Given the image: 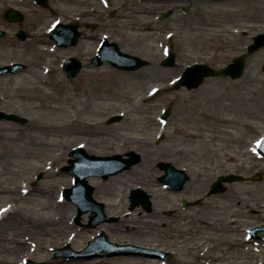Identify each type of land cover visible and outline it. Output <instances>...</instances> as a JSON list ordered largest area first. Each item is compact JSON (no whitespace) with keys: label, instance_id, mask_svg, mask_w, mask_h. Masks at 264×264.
<instances>
[{"label":"bare ground","instance_id":"bare-ground-1","mask_svg":"<svg viewBox=\"0 0 264 264\" xmlns=\"http://www.w3.org/2000/svg\"><path fill=\"white\" fill-rule=\"evenodd\" d=\"M67 1L74 2L76 0ZM164 1L168 2L169 0ZM5 2L7 5L8 0ZM9 2L11 6L20 8L19 1L9 0ZM140 2L145 7L144 10L137 9V2L132 0L128 10L120 16L123 20L119 22L118 29L126 39L152 38L157 30L154 24L159 21V0H141ZM203 2L207 5H218L216 7L228 13L237 11V9H225L222 0ZM2 7L0 5V10ZM112 8L115 6L112 5ZM249 19L252 22L248 25L250 29L258 28L259 23L263 21L260 16ZM58 21L64 22V19ZM53 22L55 21L51 23ZM207 24L218 26V28L212 29L209 37L198 35L193 40L196 44H202L200 50L204 51L201 52L203 58L225 60L228 55L222 51L226 45L232 47L236 39L233 37L226 39L224 34L226 31L222 25L210 22ZM5 27L6 24L0 20V28L6 29ZM7 29L5 38L10 46H8L10 55L4 56V59L11 61L10 63H23L29 67L37 65L39 58L46 61V58L52 57V60H48L44 66L46 72L51 73L56 62L55 54L60 52V49L53 46L46 38L50 29L47 30L46 26L40 27L38 31L30 35V42L15 39L11 33L15 28L8 26ZM237 32H240V29ZM174 34L171 32L167 36L172 38ZM100 38H108V36L101 35ZM213 40L215 41L212 42ZM117 41L124 48L123 38H119ZM1 46L0 48H4ZM74 50L77 49H68L66 53H71ZM168 51L169 48L165 47L164 52ZM263 51L264 47L250 56L245 74L241 77V85L247 80L258 79L260 74L257 70L258 55ZM184 53L187 54V51ZM85 67L82 74L84 78L71 81V84L63 79L52 83L46 76L41 75L39 77L43 86L34 85L35 90L39 93L25 94L28 99L37 102L33 105L34 109L57 113L60 115L58 119L45 122L41 118L34 117L31 120L32 130L0 123V200L3 202L0 204V264H25L21 261L29 258L43 260L44 264H194L196 262H201L200 264H247L249 260L254 259L256 254L249 251V244L252 243V240L245 238L242 233L252 227L253 222L250 218H253V213H264V189L258 196L257 185L249 182L225 183L228 188L224 193L209 194L204 197L201 207L205 211L202 213L201 209H198L189 218L185 216L175 219V216H166L163 212L175 208L176 205H165L164 201L172 202L177 199L185 201L194 198L187 191V185H190L191 182L201 181L205 189H208L217 176L238 173L241 170L257 166L258 161L262 159L257 153V142L263 130L259 122H253L261 119V116L256 112V91L250 98L245 95L241 97L235 95L234 98L241 103L238 107H246L247 104L250 106L246 113L248 120L242 121L236 118L232 114L234 112L232 104L221 103L217 111L201 113L200 119L205 122L204 126L198 129L195 127L189 129L177 127L175 129L176 132H183L184 136L189 139L200 141V144L196 145L198 147L196 156L200 160H206L209 154L214 157L210 164L204 162L196 166L193 164L184 166L188 168L192 176L183 190H168L163 183H159L155 179L162 172L154 167L155 163L160 161L158 157L143 160L142 164L112 175L107 181H100L96 177L91 178L90 182L95 186V195L98 199H104L106 203V212L120 215L121 219L114 224L101 223L94 229H89L87 226H80L72 221V206L61 194L64 184L59 183L58 190L53 187L62 179L55 167L63 158L64 152L59 149L68 143L81 141V144L89 152H92L91 148H95L98 151L95 153H99L103 151L100 144H108L113 147L117 145L116 140L120 138L127 142V134H118L116 132L117 125L107 126L102 119L107 114L108 106L112 102L108 101L99 109H95L91 105L92 102H95V91L103 88L104 84L101 81L105 80L104 82H106V77L110 78V82L105 83L111 85L108 86L110 91L129 98V93L121 87V80L141 72L113 69L107 64L93 69H90L87 64ZM144 68L149 75L160 71L157 63H152L151 67ZM183 68V64L178 63L173 78H169L171 82L144 86L143 95L137 100H133L134 104H128L131 102L127 100L113 104L112 109L121 110L127 114L134 111L135 105L141 108L144 105L150 107L149 104H145V101L155 102L163 90L170 91L171 99L173 96V98L178 96L180 101L187 102L191 95L182 91L175 93L171 90L177 73ZM148 71H152V73L150 74ZM85 78H87V84H80L79 82ZM63 94L66 95L63 97ZM82 96L84 99H81ZM102 99L109 98L105 99L102 96ZM23 111L22 108L17 109L18 113H24ZM83 114H87L89 117H83ZM160 122L162 123V121ZM246 130L251 134V141L244 139L243 131ZM36 132H45L46 134L39 135ZM166 136V127H161L159 137L165 138ZM136 140V142H142ZM201 142L208 143L202 144ZM180 151L184 152L186 149L182 147ZM30 155L41 157L48 155V161L31 166L36 171L41 168L45 169L47 179H44L43 182L36 183L31 176H26L20 169L19 171L14 169L17 166L15 162L17 157ZM165 157L168 159L166 161L175 166H182L179 159L171 158V156ZM144 162L148 163L147 168L141 172L139 167L143 166ZM31 167L29 168L30 172ZM127 182L139 183L148 192L152 200L150 211H146L143 207H137L133 211L127 212L126 190L119 194L113 192L111 188L120 183L127 186ZM101 230L112 232L113 237L122 243H134L143 248L160 251L166 250L170 254L162 258L131 252L107 258L98 257L93 260L87 256L53 258L49 252L52 247L66 244L71 245L75 251H82L90 239ZM259 261L264 262L263 255Z\"/></svg>","mask_w":264,"mask_h":264},{"label":"rangeland","instance_id":"rangeland-1","mask_svg":"<svg viewBox=\"0 0 264 264\" xmlns=\"http://www.w3.org/2000/svg\"><path fill=\"white\" fill-rule=\"evenodd\" d=\"M5 1L6 0H0V5L3 6L0 10V20L6 24V29L8 26L9 28H15L11 31L15 39L18 38L20 41L28 40L30 42V35L32 33L38 31L40 27L44 26L47 27V30L50 29V27L52 29L55 23L52 24L51 22L60 19H64L65 23H80L82 26L81 30L83 32V36L77 45L61 47L58 46L56 44V41L50 37L51 32L46 34V38L49 40V42L53 46L60 49V52H57L55 54L56 62L54 63V69L51 71V73H47L46 69L44 68L47 61L50 59L52 60V57H48L46 58V61H43L41 58H39L37 65H32L29 67L27 65L25 69L20 70L18 73L0 75V110L8 113H15L25 118V122L5 119L1 120L0 123L2 122L8 124L11 127L14 126L27 129L31 128L32 130L31 120L34 117L41 118L45 122L58 119L60 115L57 113L50 112L49 110L34 109L33 105L37 102L28 99L25 94L39 93L35 90L34 85L43 86V83L39 77L41 75L46 76L52 83H55L57 80L63 79L66 80L68 84H71V81H77L84 78L82 74L85 71L86 64L90 67V69L102 66L93 65L91 60L97 54V47L99 45L100 36L103 34H107L109 40L116 41L120 46L121 44L117 40L119 38H123L124 48L122 46L121 48L125 52L130 53L133 51L134 53L132 54H135L147 60V64L145 66L138 70H135L140 71L141 73L133 74L131 76H128L127 79L121 80V87L129 93V98L125 96H119L116 93L110 91L108 86L111 85L105 84L110 82L109 77H106V82H104L105 80L101 81L105 87L103 86L101 90L95 91V102H92L91 106L95 109H99L101 105L107 104L108 101H111L112 103L108 106L107 114H105L102 119L107 126L117 125L118 129H116V132L118 134H127L128 141L126 142V140L124 141L122 138L117 139V145L113 147L109 146L108 144H100V147L103 151L99 153H95L97 151V149L95 148H91L90 150L92 152H89V150L84 147L83 144H81V141H74L68 143L69 145L66 144V146L60 147L59 150L64 152L63 158L61 159L60 163L56 164L55 167L57 172L60 173V177H62V179L53 187L58 190V184L63 183L64 187H62L61 189L62 195L65 188L71 187L73 185L74 176L67 172L64 167L68 164L71 150L75 147H78L79 145H82L90 154L104 156L121 154L122 156L127 157L132 151L139 152L142 154V159L137 165L142 164L143 160H146L148 158L150 159L158 157L160 158V161L155 163L154 167L156 170H159L160 172L162 171L155 178L159 183H162L160 177L165 173V171L159 167V163L162 161L169 162L166 161L168 159H165V156H171V158L179 159L182 166L176 165L175 167L185 169L189 174V177L192 176V173L188 170V168H185L184 166H188V164H193L196 166L199 165V163L202 164L204 162L210 164L214 160V157L213 155L209 154L207 155L208 158L206 160H200L198 156H196V151H198V147L196 145H199L200 141L197 142L194 139H189L188 137L184 136L183 132H176L175 129L177 127H180L182 129L195 127L196 129H198L204 126L205 122L200 119V117L202 116L201 113L203 111L215 112L218 110L217 108L221 103L232 104L234 106V112H232V114L242 121L248 120L246 113L248 112L250 106L247 104L246 107H238L241 103L237 102L234 99L235 95H237L238 97L245 95L250 98L253 96L254 91H256V112L261 116V119L256 121L254 120L253 122H259V125L263 130V133L260 134H262L261 136L264 135V51L258 55L259 66L257 70L260 72V74L258 76V79L254 81L247 80L241 85V77L245 74L244 71L243 75L236 79H233L229 76L212 75L211 77L206 78L201 86L193 89H188L186 86L178 88L175 84V80H177L182 75L186 67L189 64H193L195 62L208 64L216 70H220L228 63L232 62L234 58L238 56H245L247 67L250 61V56L258 51L257 50L255 52H250L249 46L253 43V39L257 34L264 33V0H222L224 2L223 6L225 7V9H237V11L234 10V12L232 13L220 10L219 7H216L218 5L215 4H204L203 1L206 0H169L168 2L159 0V21L158 23L154 24L157 28L154 37L148 39L137 38L136 40L126 39L123 36L122 32L118 29L119 22L123 20V18H121L120 16L124 14V11L128 10L132 0H76L74 2H70L67 0H49L48 7L37 4L35 0H17L19 1L18 3H20V8L17 9L20 10L25 16L22 22H13L5 18V10L7 8L13 7L11 6L9 0L7 5H5ZM133 1L137 2V9H145V7L141 5V0ZM199 1H202V3H199ZM229 2L231 3V5ZM112 5L115 6V8H112ZM185 8L187 9L185 10ZM164 13L166 15L162 16V14ZM254 16H260L261 18H263V21L259 23L258 28L250 29L248 25L252 22L249 18ZM208 22L222 25V28L226 31L224 33L226 39H231L232 37L236 39V42L232 45V47L226 45L224 51H222L223 53L228 55L225 60H222L221 58H215L212 60L203 58V54H201V52L204 51L200 50L202 44H196V42H194L193 40V38L198 35L209 37L212 29L218 28V26L215 25H208ZM95 23H97V25ZM0 29L4 31V34L0 35V45H2L1 47H4L0 48V66H5L7 64H10L11 62L4 59V56L10 55V52L8 50L10 46L8 40L5 38L6 29ZM19 29H23L26 32V37L24 39H21L17 35ZM238 29H240V32H237ZM171 32L175 34L172 38H168L167 35ZM214 41L215 40H213L212 42ZM204 43L207 44V42ZM77 46L78 48H76ZM167 46L172 52L176 54V64L171 67L162 65L163 60L168 54L164 52V48ZM68 49L77 50L72 51L73 53H66ZM184 51H187V54L184 53ZM70 56H75L83 61V68L81 72L73 78H68L63 70V63ZM152 63H157L160 71L155 74H151L152 71H148V73L151 74L149 75L147 74V71L144 70V67H151ZM178 63L183 64L184 68L177 73L178 75H176V78L173 81V87L171 88V90L175 93H180V91H182L183 93H188L189 95H191V98L187 102L180 101V97H178L176 94L174 95H176L177 97L173 98V96L171 99L170 97L172 95L170 94V91L163 90L158 95L157 99H155V102L145 101V104L150 105V107L148 106L149 108L146 105H144L143 108L135 105V107H133L134 111L127 114H124L121 110L112 109L113 104L121 103L127 100H130L131 102L128 104H134L133 100H137L141 95H143L144 86L148 87V85H155L157 83L162 84L169 81L171 82L169 78H173V74H175V69ZM105 64L109 65L113 69H118L112 66L109 62H105L103 65ZM142 71H144L145 73ZM87 82V78H85L79 83L85 85L87 84ZM64 95L66 94H63V97ZM102 96L105 99H109L104 100L102 99ZM81 99H84V96H82ZM4 100H6L7 102L4 103ZM155 103L157 104L155 105ZM18 108H22L24 110V113H18ZM167 109L170 110V114L168 115L167 120H165L166 123H161L160 121H162V114ZM113 116H120V119L117 121H112ZM83 117L89 116L87 114H83ZM161 127H166L167 136L165 138L159 137V129ZM36 133H38L39 135L46 134L45 132ZM243 133L245 136V140H252L251 134L248 133L247 130L243 131ZM136 139L141 140L142 142H136ZM144 141H146L147 143H143ZM201 143L205 144L208 142ZM182 147L185 148L186 151L181 152L180 148ZM46 161H48V155H42V157L33 155H30L28 157H17L15 161L17 166H15L14 169L18 171L20 169L21 172L26 176H31L36 181V183L43 182L44 179H47L46 173L44 171L45 169L41 168L36 171L35 169H32L31 166L36 165L37 163L43 164ZM147 164V162H144L143 166L139 167V170L141 172H144L147 168ZM30 167L31 172L29 169ZM231 174L241 175L244 179L232 182L224 181L223 184L225 185L226 189L223 192L214 194L224 193L228 188L225 183L231 184L235 182H249L253 185H257L256 190L257 195L259 196L261 190L264 189V158L258 161L256 167L244 169L238 173ZM258 174H261L262 176L261 180L259 181L255 179ZM224 175L227 176V174ZM110 176H108L107 178H103L101 176L95 177L100 181H107ZM95 177H90V179ZM127 184L129 186H126L124 183L115 184L111 187L112 191L120 194L125 192L126 190L127 198L125 199V201L128 203L126 206L127 212H131L137 207L144 208L143 205L132 208L129 198L131 190L135 188H142V185L139 183L136 184L128 182ZM187 187L188 194L190 192L189 195L194 197L187 200L188 202H191V204L184 206V200L178 199L172 202L168 200L164 201L165 205L176 204V209L171 208L165 210L163 212L164 215L175 216V219H180L185 216H188L189 218V216L191 214H194L198 209H201L202 213L205 211L201 206L204 197H207V195H209L211 186L208 189H205L204 184L201 181H194L191 182L190 185L188 184ZM143 190L145 189L143 188ZM145 192L148 194L146 190ZM94 196L98 201L104 203L105 213L108 218L112 219V221H105L102 222V224H114L119 222L121 216L115 215L114 213L108 214L106 212V203L104 199H98V197L95 195V190ZM148 196L151 201V208H144L146 211H150L152 209L151 196L149 194ZM63 197L68 201L67 203L72 206V221L80 226H87L89 227V229H94V227H90L88 225L91 212L83 214L80 221H77V206L73 202L69 201L65 196ZM1 203L3 202H1L0 200V204ZM202 213H199V215H202ZM252 215L254 216L250 219L253 224L249 229L255 228L257 226H264V213H253ZM179 221L181 222V220ZM249 229L242 233L245 238H249ZM102 231L105 230L99 231L94 236L101 233ZM107 234L111 241L126 244L114 238V234L112 232L109 231L107 232ZM258 235L259 236L257 238H252V243L249 244V251L254 252L256 254V257L249 260L247 264H259L261 263L259 261L260 257L262 255L264 257V230L258 232ZM93 237L91 239H93ZM64 246L65 245L52 247L49 251L51 256L53 258H58L54 256L53 248ZM163 251L166 252V256L170 254L169 251ZM143 255L145 256V254ZM112 256L115 255H108L104 253L103 255L93 257L92 259L95 260V258L98 257L107 258ZM73 258H75V256ZM22 262H24L25 264H44L43 260L30 258L24 259L23 261H21V263ZM200 263L201 262H196L194 264Z\"/></svg>","mask_w":264,"mask_h":264},{"label":"water","instance_id":"water-1","mask_svg":"<svg viewBox=\"0 0 264 264\" xmlns=\"http://www.w3.org/2000/svg\"><path fill=\"white\" fill-rule=\"evenodd\" d=\"M44 6L48 5L47 0H37ZM5 17L11 21H22L24 15L16 10L15 8H9L5 12ZM78 24H64L60 23L54 30L53 38L56 39L60 46L75 45L78 43L81 31L78 30ZM64 30V33L61 31ZM4 32L0 30V35ZM19 36L25 38L26 33L23 30L19 31ZM107 42V41H106ZM264 46V33H261L254 37V43L250 45V51H256ZM105 60L110 61L114 66L134 70L140 68L146 64V61L138 56L131 55L122 52L116 43L106 45L101 49L100 55L92 59V63L95 65H101ZM165 66H171L175 64V54L172 53L163 62ZM83 64L82 61L76 57H70L65 62L64 69L68 77H75L80 72ZM25 67L24 64H15L14 66L8 65L5 67L0 66V74L17 72L19 69ZM245 68V58L238 57L228 64L225 68L220 71H216L212 67L206 64L195 63L187 68L182 77L177 83V86L186 85L189 89L196 88L203 84L206 77L216 76L219 74L230 75L233 78L240 77ZM168 113H165L164 117ZM10 119L16 121H25L23 118L13 113H6L0 110V120ZM120 119L119 116H114L112 120ZM259 153L264 156V139L260 144ZM74 158L70 159V165L65 166V170L75 175V184L71 188H67L64 191L66 197L77 204L78 216L77 220L80 221L81 216L92 210L94 215L91 216L89 226H96L103 221H111V218H107L104 211V204L98 202L93 197L94 187L89 183L88 178L90 176H102L107 178L111 174L118 173L122 170L128 169L135 165L141 160V155L136 152H132L129 157L124 158L121 155L116 156H97L88 154L83 148H76L71 152ZM160 167L166 170V174L161 177V181L168 184L169 189L181 190L185 183L188 181V174L183 169H179L173 166L169 162L160 163ZM258 176L256 179H260ZM243 180L242 176L229 175L227 177L221 176L219 180L212 184L210 193L222 192L225 190V186L222 184L223 181H235ZM132 207H136L139 204H143L145 208L150 209L151 202L149 201L148 195L142 189H133L131 192ZM189 204L188 202L184 203ZM264 230V227H256L251 230V237H257L258 231ZM103 251L109 254L119 253H131V252H146L152 255H165L163 252H157L154 250H148L133 244H118L111 242L106 232H102L97 235L92 241H90L87 249L82 252H75L71 246L67 245L65 248L54 249L55 256H74L86 254V256L94 257L100 255ZM264 264V263H263Z\"/></svg>","mask_w":264,"mask_h":264},{"label":"flooded vegetation","instance_id":"flooded-vegetation-1","mask_svg":"<svg viewBox=\"0 0 264 264\" xmlns=\"http://www.w3.org/2000/svg\"><path fill=\"white\" fill-rule=\"evenodd\" d=\"M96 25H97V23H95ZM95 27H97V26H95Z\"/></svg>","mask_w":264,"mask_h":264}]
</instances>
